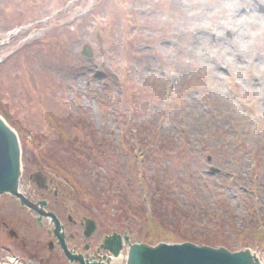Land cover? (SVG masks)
Returning a JSON list of instances; mask_svg holds the SVG:
<instances>
[{
	"label": "rangeland",
	"instance_id": "374dc122",
	"mask_svg": "<svg viewBox=\"0 0 264 264\" xmlns=\"http://www.w3.org/2000/svg\"><path fill=\"white\" fill-rule=\"evenodd\" d=\"M253 3L0 0V116L19 139L20 190L46 196L63 223L67 211L94 219L81 241L93 248L126 232L249 248L264 264V12ZM38 169L63 196L41 195L28 178ZM43 223L0 195V264H69Z\"/></svg>",
	"mask_w": 264,
	"mask_h": 264
},
{
	"label": "water",
	"instance_id": "95a60500",
	"mask_svg": "<svg viewBox=\"0 0 264 264\" xmlns=\"http://www.w3.org/2000/svg\"><path fill=\"white\" fill-rule=\"evenodd\" d=\"M83 54L90 55V50L85 47ZM211 171L215 169L211 167ZM39 172L30 174V179L35 181L38 187H45L39 180L45 182L46 177ZM21 175L20 146L15 130L0 116V194L8 193L19 200L20 205L27 206L40 214L51 217L53 233L65 257L73 263L79 264H112L110 257L105 261L98 259L88 261L81 254L69 250L64 241L63 226L51 211H44V200L37 203L30 201L19 189V178ZM40 218H38L39 220ZM86 236L95 228L93 219L85 218ZM127 246L125 264H262L258 256L249 248L230 251L223 246L213 247L204 244H195L190 241L164 242L155 244L138 241L131 242L127 233L123 235L112 232L105 235L100 248L106 250L110 256L119 255L124 245Z\"/></svg>",
	"mask_w": 264,
	"mask_h": 264
},
{
	"label": "flooded vegetation",
	"instance_id": "af4514ba",
	"mask_svg": "<svg viewBox=\"0 0 264 264\" xmlns=\"http://www.w3.org/2000/svg\"><path fill=\"white\" fill-rule=\"evenodd\" d=\"M33 172H39L38 174L39 175H43L46 177V180L45 182L42 181V180H39V183L42 184V185H46L45 187H38L37 183L34 182V181H31L39 190H41V195H51L53 197H56V196H63L64 195V191L59 187L58 183H55V181L53 180L54 177H51L50 175H48L49 173H47L46 170H42V169H38V170H33ZM29 178V176H28ZM30 180V179H29ZM24 196L26 198H28L29 200H31L28 196H26L24 194ZM41 199H35V200H31L33 202H38L39 200H44L46 201V204L43 206V209L44 211H52L53 209L50 207V202H49V199L46 197V196H40ZM13 199L15 200V204L17 203V205L19 206V208L23 209V208H26L27 210L31 211L34 215V221L35 223L37 224V226H43L44 225V219L46 218L47 219V222L48 223H51L50 222V219L48 216H45L43 214H40V213H37V212H34L30 209H28L27 207L25 206H20L19 205V201L13 197ZM64 211H67L66 209H63ZM53 212V211H52ZM55 214V216L58 218V220L60 221V223L62 224L63 226V231H64V240L66 242V239H67V247L74 250L76 253H79L82 255V258H85V259H88V260H93V259H98L100 256L102 255H106L105 252L102 251L101 253V250L98 248V246H95L93 248V246L90 244V243H86V242H81L83 238L85 239H90L93 234L95 233L96 231V222H95V228L94 230L90 233V235L86 236L84 234V231H85V228H84V220L85 218H90V217H87V216H81L80 218L79 217H76V216H71V212H66V221H64V223L62 222V218L57 215L56 212H53ZM71 213V214H70ZM59 216V217H58ZM38 217H40V221L42 224H40V222H38ZM67 222V223H66ZM52 225V224H51ZM67 225H70L69 227H73L75 230L74 232L72 231H66V226ZM9 233L11 235L15 234L14 231L12 230H9ZM48 233H51L54 237V233H53V229L49 230ZM125 232H122L121 234H124ZM14 236V235H13ZM105 236V234L102 236L101 239H103V237ZM55 238V237H54ZM55 241V244L57 246V248L60 249L59 245L57 244V239L55 238L54 240H50L48 242V249L49 250H53L54 248V242ZM69 241H73V243H69ZM61 250V249H60ZM90 251V252H89ZM62 252V251H61ZM63 255V253H62ZM64 256V255H63ZM65 258V257H64ZM66 259V258H65ZM67 260V259H66ZM68 261V260H67ZM69 264H71L69 261H68ZM73 264H79L78 262H74Z\"/></svg>",
	"mask_w": 264,
	"mask_h": 264
},
{
	"label": "bare ground",
	"instance_id": "6f19581e",
	"mask_svg": "<svg viewBox=\"0 0 264 264\" xmlns=\"http://www.w3.org/2000/svg\"><path fill=\"white\" fill-rule=\"evenodd\" d=\"M252 1L254 2L253 5H254V12H255V13L253 12V14L254 16H259L260 15L259 12H264V0H252ZM224 9H227V8H224Z\"/></svg>",
	"mask_w": 264,
	"mask_h": 264
},
{
	"label": "trees",
	"instance_id": "16d2710c",
	"mask_svg": "<svg viewBox=\"0 0 264 264\" xmlns=\"http://www.w3.org/2000/svg\"><path fill=\"white\" fill-rule=\"evenodd\" d=\"M146 241H147V240H146ZM148 241H150V239H149Z\"/></svg>",
	"mask_w": 264,
	"mask_h": 264
}]
</instances>
